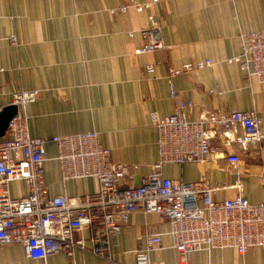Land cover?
<instances>
[{
    "label": "crops",
    "instance_id": "1",
    "mask_svg": "<svg viewBox=\"0 0 264 264\" xmlns=\"http://www.w3.org/2000/svg\"><path fill=\"white\" fill-rule=\"evenodd\" d=\"M150 2L0 0V111L13 105L14 93L38 92L35 103L18 109L27 116L30 136L96 132L113 164L137 166L132 180L124 181L130 188L149 176L158 161L150 116L174 113L171 90L194 104V110L185 111L191 119L201 112L254 111L264 136V85L229 61L240 55L243 35L264 30V0H159L141 11L134 7ZM154 27L162 49L137 54L144 45L141 30ZM204 61L212 65L173 75L186 64ZM149 64L152 75L145 73ZM6 137L7 132L0 139ZM228 152L240 156L241 163L165 164L160 173L184 183L204 178L219 188L213 193L216 201L235 198L239 184L248 203H264V150L252 146L242 153L234 144ZM57 154L56 145L45 148L42 176L48 197L95 193L93 179L62 182ZM9 193L13 198L26 194L25 182H11ZM127 222L104 258L76 250L73 258L53 254L35 261L24 256L21 246L9 245L0 246V264H134L135 252L147 248L151 235H159L160 244L149 252V260L180 264L168 235L170 221L137 211ZM88 234L73 237H83L88 245ZM186 264H264V250L250 248L242 256L233 250H199Z\"/></svg>",
    "mask_w": 264,
    "mask_h": 264
},
{
    "label": "built area",
    "instance_id": "2",
    "mask_svg": "<svg viewBox=\"0 0 264 264\" xmlns=\"http://www.w3.org/2000/svg\"><path fill=\"white\" fill-rule=\"evenodd\" d=\"M151 0L145 6L134 5L137 11L155 6ZM125 12L126 7L119 9ZM150 20L153 17H149ZM131 35V34H130ZM144 45L137 54L162 49L158 27L141 30ZM12 44L15 37H11ZM241 53L229 60L239 65L248 78L255 77L264 85V30L241 37ZM212 65L211 61L184 65L179 73H191ZM153 74L154 66H145ZM36 91L14 93L17 115L8 123L6 139H0V246L19 245L28 259L46 260L53 254L73 258L76 250L98 257L109 255L111 244L130 215L140 211L156 214L170 221L168 235L179 263L199 250H233L244 255L247 249L264 250V203L252 205L242 195L229 200H213L212 187L204 178L196 183L164 179L165 164L205 163L225 159L237 166L241 158L228 149L237 144L241 152L260 146L264 150L261 118L254 111L201 112L191 119L185 111L194 110L191 101H183L171 90L174 113L161 118L151 114L150 123L157 130L158 161L150 175L133 188L124 181L133 178L137 166L113 164L110 150L98 142L96 132L69 136L32 138L28 119L18 109L37 101ZM56 145L62 182L93 179L96 192L69 197L66 192L49 198L42 176L47 161L45 148ZM25 182L26 194L16 198L9 193L11 182ZM264 183V172L261 175ZM87 231L89 244L76 232ZM159 235L148 238L147 248L135 252L134 264H159L149 260V252L159 246Z\"/></svg>",
    "mask_w": 264,
    "mask_h": 264
},
{
    "label": "water",
    "instance_id": "3",
    "mask_svg": "<svg viewBox=\"0 0 264 264\" xmlns=\"http://www.w3.org/2000/svg\"><path fill=\"white\" fill-rule=\"evenodd\" d=\"M16 113L17 107L14 105L6 106L0 111V138L6 135L8 123L14 116L17 115Z\"/></svg>",
    "mask_w": 264,
    "mask_h": 264
}]
</instances>
